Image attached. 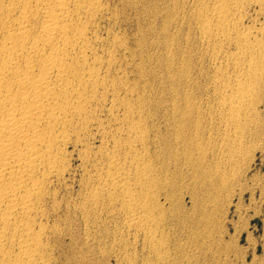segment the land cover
<instances>
[{"label": "bare ground", "instance_id": "bare-ground-1", "mask_svg": "<svg viewBox=\"0 0 264 264\" xmlns=\"http://www.w3.org/2000/svg\"><path fill=\"white\" fill-rule=\"evenodd\" d=\"M189 1L187 6L184 2L174 3L176 4L174 9L177 10L175 13L180 15L174 21L169 16V19L173 21L171 24L179 28L173 26L177 31L173 30L178 32V30L186 29L185 37L179 38V42L187 46L192 42V45L189 47V52L178 45L175 46L176 52H182L187 56L188 60L184 66L178 69L172 65H166L171 81L174 78L182 80L183 105L177 109L173 101L178 96L173 89L172 93L175 97L171 99L173 102L171 122L165 124L168 126L166 133L160 137L159 128L155 127L158 124L154 125V122L149 121L151 115L148 100L150 98L149 94L146 95L147 88H136L135 84L134 86L129 84V81V83L125 82L126 79H120V71L118 74L117 69L116 72L114 71L113 65L120 60L117 59L118 50L116 49L122 47L121 38L115 37L114 32H111L113 35L109 32L106 37L110 40L102 45L103 37H100L101 34L98 31L101 24L98 21L102 18L103 12L107 15V11H104L106 3L104 5L102 0H0V264L54 263L55 239L57 240L63 231L59 232L56 227L58 223H53L56 226L53 224L50 226L47 224L49 221L44 222L49 209L46 205L51 203L54 207L57 199V197L55 199V192L59 186L56 190L52 188V185L63 183L61 181L64 180L65 174L70 171L71 162L69 161L74 151H77V157L83 165L79 167L80 170L85 168V163H90L91 166L90 170H87L89 166L82 171L80 183L84 191H80L82 196L80 193L77 196L81 198L80 205L75 204L79 205L80 209H84L81 210L82 218L87 221L91 219L90 217L96 219L100 214H107L114 218L120 216L121 226L127 232L128 238L131 235L134 237H131L133 241L140 239L148 248L150 255L154 254L161 264L166 262L173 249L169 250L167 245L163 248V244L171 239L166 236L165 228L177 215H174L175 212H171L172 209L169 208L172 200L171 191L174 186L176 188L178 180L176 172L182 169L180 168L182 160L186 168L190 170L199 161L193 158L189 147L199 136V132L186 133L184 129L191 122L193 124L191 121L195 112L193 100L198 98L196 101L200 100L201 103L206 96L208 102L210 99H212L211 103L216 102L217 111L228 120H222L223 126L233 131L232 143H235L234 139L240 137L239 132L245 129L244 116L254 109V95L259 90L263 70L261 62L264 58L262 51L264 49V0ZM107 6L105 10H108ZM112 12L111 17L116 13L114 11L110 13ZM108 17L106 20L109 21ZM115 18L114 15V20L117 22L118 19ZM116 29L118 30V27ZM169 36L166 40L162 38L168 48L178 39L173 38L174 34L170 38ZM175 36L178 37L177 33ZM168 53L170 52H167V55ZM140 54L142 55V52ZM193 55L198 63L196 68L189 65ZM133 57L134 54L132 58H129L133 59ZM181 58L179 60H182ZM198 109L197 107L196 110ZM102 114L111 121L110 124L107 121L104 124L103 118H100ZM93 128L96 140L99 138L97 150H93V147L88 144L89 138L87 139L88 136L91 137ZM167 143L174 146V149L177 145L181 147L176 150H167L162 147V144ZM231 145L225 146L231 147ZM234 146L236 148L239 145H232L233 148ZM197 168L196 166L194 171H191L192 178L196 175ZM214 170H217V167L212 171L215 172ZM70 177L73 178V176ZM202 181H199V184H202ZM196 182L191 183L189 187L193 188ZM182 184L184 185L183 182ZM66 185L64 188L68 189L70 185H67L68 187ZM58 191L61 192V190ZM202 191H199L200 194L203 193ZM174 206L175 204L172 208ZM53 207L50 208L53 210ZM197 209L200 208L197 207ZM192 210L189 211L192 212ZM49 217L46 220H49ZM67 218L64 221L68 220ZM83 224L87 225L84 222ZM123 227L120 231L124 230ZM116 232L119 233L117 230ZM67 236L69 235H66V238ZM84 238L83 242H85ZM124 238L126 239V236ZM96 246L93 247L96 248ZM175 256L172 258H176ZM65 258L67 261L70 260L67 256ZM74 260L76 261L75 257ZM142 261L141 264H152L146 260L143 263ZM177 262L181 264L178 260ZM177 262L175 264H178ZM171 263L174 264L170 261L169 264Z\"/></svg>", "mask_w": 264, "mask_h": 264}, {"label": "rangeland", "instance_id": "rangeland-1", "mask_svg": "<svg viewBox=\"0 0 264 264\" xmlns=\"http://www.w3.org/2000/svg\"><path fill=\"white\" fill-rule=\"evenodd\" d=\"M106 1L107 0H102L104 5L105 3H106V6L108 5L107 6L108 10H105L106 6H104L105 7L104 11H107V15H106V12L105 13L103 12L102 18H100L99 19L100 21H98V23L101 24V25L99 24L101 27L100 29L98 27V31L100 32L99 34H101L100 37L101 36L103 37V38L101 37L102 45H105L108 42V40H110L109 37H106L107 34H109V32L110 34L114 32L113 34H115V37L118 36L119 39L121 38L120 41L122 42V47L120 46V49H116V51L117 50L119 51V52L118 51L116 52L117 59H120V60L115 62V64L113 65L115 70L114 69L113 70L116 72V69H117V72H116L117 74L120 71L119 72L120 79H126L124 80L125 82L127 83L130 82L129 84H133V85L135 84L136 88H139V89L147 88L145 91L147 93L146 95L149 94L148 97L150 98L148 100V106L150 105L149 106V112L151 115L150 117L151 118L153 117L152 119L149 118V121L154 122L153 123L154 125L158 124L157 125L158 127L157 126L155 127L157 129L159 128L158 134L160 137H162V135L166 133V128L168 127L167 125L165 126V124H168V123L170 124L171 122V117H170L171 109H172L171 104L175 102L177 109H179V106L183 105V102L181 101L182 100L181 98L182 88H183L181 84L182 80L179 78H174L173 81H171L170 73L166 71V65L168 66L169 64V66L172 65L174 66V68L177 67L178 69L181 68L182 65L184 66V64L187 63L186 60H188L187 56L186 54L182 52L180 53L176 52L175 46L178 45L181 47V49H185L186 51L189 52L190 51L189 47L192 45V42H190L188 46L185 45L184 43L179 42V38L181 39L183 36L185 37L184 33L186 32V29H182L181 30L182 32L180 30L176 32L177 30L175 28H178V27H175L173 24H171L177 18V16L179 17L180 15V14L176 15L177 10L175 11L174 6L179 2L180 4H182L181 2H184L185 6H187L190 3V1L189 0L188 2L186 0H185L186 2L183 0H177L178 2H175L176 0L174 1L173 0H167V1L163 0L165 2H162L161 0H160L161 2L159 0H120V1L119 0H114V1L108 0L107 2ZM174 3L176 4L174 5ZM167 4L169 6H167ZM110 8L111 9L113 8V9L109 10ZM109 11L110 12L114 11V13L115 12L117 13V14L115 13L114 15L116 16L115 19L116 20L118 19L117 20V22L119 21L118 23L115 22L114 15L113 17H111L113 12L110 13ZM171 13L173 14L171 15ZM174 13H175V16H174ZM169 16H170V19L172 17L173 21L169 19ZM107 17L108 19H110L109 21L106 20ZM166 20H168V22ZM112 22L114 24H112ZM163 24L165 26H163ZM104 25L107 27L106 29L104 28L105 27ZM102 26L104 29L102 28ZM117 27H118V30L116 29ZM161 27L165 30H163ZM173 29H175L176 31ZM172 30L174 32H172ZM102 31L103 33H101ZM162 31H164V33ZM165 32H166V36H165ZM175 32L177 33L178 37L175 36L176 35ZM173 34H174L173 38L175 40L176 38L178 39L176 41H174L173 39L174 42L173 44H170V47L171 46L172 47L171 48L169 47L171 49L169 50V48L166 47L164 43H165V40L168 39L167 37L169 36L170 38L172 37ZM104 36L108 39L104 38ZM163 37L165 40L162 39ZM104 39L105 41H103ZM141 40L144 42H142ZM175 42H178L179 44L178 43L175 44ZM125 45L126 47H124ZM163 45L165 46L163 47ZM123 48H125L126 50ZM145 48L146 49L148 48V49L146 50ZM163 48H165V50ZM140 50H143V51H140ZM172 51L173 52L175 51L174 52L175 55ZM262 51H263V57H264V49ZM129 52H130V56H129ZM141 52H142V55L140 54ZM167 52H170V53H168L167 55ZM133 54H134L133 59H130L129 57L132 58ZM138 54L140 56H138ZM180 58L182 60H179ZM140 59H142L143 61ZM190 61H189V65H191L192 67L196 68L198 66V63L196 62L194 55L192 56V59ZM261 65H263V70H262L261 79L259 83V90L254 95V109L252 111H249V113L244 116V119L246 121V126L244 127L245 129H243L242 132H239L240 137H238L237 139L236 138L234 139L236 140L237 143L233 140L236 144L232 143L233 131L230 128L226 129L225 128L226 126H223L224 125L223 121H228V120L222 117L221 114H219L216 108V102L213 101L214 103H211L212 99H210L209 100L210 102H208L206 100L207 99L206 96L204 97L206 101L202 99L203 102L201 101V103H200V100L196 101L198 98L193 100V103L195 102V105L193 104V108L195 109V112L193 113V116L191 118V121H193V124L191 122L188 125V127H184V129L186 133H190L193 131L199 132L198 133L199 136L196 137L192 141L191 145H189V147L191 148L192 154H193V158L194 159L197 158L199 160L198 163L195 165V167L197 166L198 168L196 170V175L193 176L194 179L191 177V173H192L191 171H194L195 167L192 168V170L186 168L183 160L181 162L182 166L180 167L182 169L179 170L180 173L178 171L177 172L175 171L176 174L178 173V176H177L178 180L176 182V188H174L175 187L174 186L172 188L173 192L171 191L172 200L170 198L171 206L169 208L170 210L172 209L171 212H175L174 215L180 214L179 215L180 217L177 215L174 216L175 218L173 217L174 219L171 220L172 224L170 222L169 224H167V228H165L166 229L165 234L166 232L168 234V235L166 234V236L170 237L171 239H168L166 244H163V248H166L168 246L167 248H169V250L173 249L171 250L172 253L171 251L169 252L171 253V255L169 254L170 256H168V258L166 259V262H165L166 264L167 262L169 264L170 261L175 264L177 260L181 264H264V58L262 59ZM118 68H120V70ZM114 71H112L113 74H116ZM144 84L146 87L144 86ZM173 89L175 91V95L178 97H176L174 101L172 102L171 99L175 97L174 93H172ZM197 102L200 105H198ZM197 107L199 108L198 109L199 111L196 110ZM151 112L153 113V115ZM102 115L100 116V118H103L104 124H106V121L109 122L110 124L111 121H108V119H106L105 114H102ZM194 121L196 122V125ZM94 131L95 129L93 128L90 133L91 137L88 136L87 139L88 138L90 139V140L88 139V144L91 147H93V150H97L96 147H98L99 138L98 140H96L97 138H96V135H94L95 133ZM170 132H171V128H170ZM91 140L92 142L94 140L93 142L94 144L92 142H90L91 144L89 143V141ZM237 140L241 142H238ZM231 144L232 145L238 144L239 146H237L236 148L234 146L233 148ZM225 145H228V146L231 145V147H228ZM162 147H164L167 150H176L177 148L181 147V145L179 146L177 145L176 149H174L175 147L174 146L172 147L170 143L162 144ZM226 148L228 149L226 150ZM230 148L233 150H231ZM73 154L71 156L72 157L71 160L69 161V163L71 162L69 164L70 165L69 170L72 172L68 170L69 173L67 172L64 176V180L61 181L65 184L61 183L62 184L61 185V184L55 183L52 185L53 189L57 190L59 188L58 190H61V192L58 190L57 191L54 190L56 191L55 199L57 197L54 203L55 204L54 207H53V204L51 203H48L46 205V208L47 209L49 208L48 210H50L52 213H50L47 210V212L50 213V215L47 213L48 216L46 219H48L49 216L50 217H49V220L45 219L44 222L46 221L47 223V221H49L47 224H49L50 226H52L51 224L53 223L55 224L58 223V226H60V224L63 223V225L60 226L62 229H60V227L54 224L53 226H56L59 229V232L60 231L66 232V233L62 232L63 234L60 232L61 234H60V237H58L57 239L58 241L56 239H55L56 242L54 241L55 242L54 250L56 252L55 251L53 252L54 254L53 262L55 264L57 263L62 264V262L63 264H70L71 262H72L71 264L73 263L74 264L76 263L77 264H141L142 260H143L142 263L145 262L146 260V262H150L152 264L154 263L161 264L160 261L156 259L154 254H151V255L149 254L148 248H146V245H144L140 239L138 240L137 238L136 240L133 241V239L131 238L133 236L131 235H129V238H128L127 232L125 231L124 227L121 226L122 223L120 222L121 221L120 216H115L114 218L112 216L110 217V215L107 216V214H100L96 217V219H94L95 217H90L91 219L90 218L89 219L91 221L87 220L89 222H87L86 220L82 218L81 210L83 211L84 209L79 208V205H80L79 203L81 201V198H78L77 196H79V193L82 196L81 192L84 191L82 187L83 185L82 183H80L81 182L80 179L82 177L81 175H83L82 171H84L87 167H89L90 163H85L84 165L85 168H82L80 170V168L83 165H81L82 163H80L81 162L80 158L77 157V151H74ZM180 156L182 157V154H180ZM214 160H215V163H214ZM86 164H88V166ZM215 164L216 166H214ZM199 165L201 166V168ZM207 167H209V169H207ZM216 167H217V170H214L215 172H213L212 171L213 168L216 169ZM72 168H74L75 170L73 171ZM90 168L91 166L87 168V170H90ZM78 171H79V174H78ZM74 174L76 178L74 177ZM70 176H73V178ZM190 177L195 182L198 181L196 182L197 184H194L193 188H190L191 187L190 184L194 183L192 179H191L192 182L190 181ZM201 180H203L204 182L202 181V184H199ZM181 181L184 183V185L182 184ZM206 183L207 184L209 183L210 187H209V184L207 185ZM66 184L68 186L70 185L69 186L70 188ZM65 185L68 187V189L64 188ZM62 190H64L65 192ZM191 191L193 192V195ZM199 191L200 192L202 191L203 193L200 194ZM186 192H191V193H186ZM189 195L190 196L192 195V196L189 197ZM74 198H76V200H74ZM56 201L58 203H56ZM178 201H181V202H178ZM68 202L70 203L67 204ZM71 202L72 203L74 202V203L72 204ZM59 203H61L60 206H59ZM76 203L79 205L76 206L77 205ZM172 203L175 204L173 208H172L173 206ZM56 204L58 205L59 208L57 207ZM73 205H75L76 208L75 206L72 207ZM51 206L55 209V210L53 209L54 212L50 208ZM176 207L178 209H176ZM197 207H199L200 209H197ZM74 209L75 210L79 209V210L74 211ZM177 210L179 212L176 213ZM189 210L190 211L192 210V212H190ZM56 213L59 215H57ZM100 217H101V221H100ZM66 218L68 220H65L66 221L65 222L64 219ZM110 218L112 219L110 220ZM189 218L190 220H187ZM53 220L55 222H53ZM83 222L85 224L87 223L86 226L89 229L83 224ZM93 222L99 226H97ZM90 223H92L93 225ZM69 225L72 229H70ZM119 225L121 226V229L119 228L120 227ZM170 225H171V228H170ZM122 227L124 229L123 230L124 234H123V231H120L122 230ZM104 229H105V232L108 231L106 234L104 232ZM84 230L86 232H84ZM110 230H111V233H110ZM116 230L119 231V233L116 232ZM69 233L71 234V236ZM66 235H69V236H67L66 238ZM123 235L126 236V239L124 238ZM172 235H174L175 237ZM62 236L64 237V240ZM112 236H114L115 238L114 237L112 238ZM118 236L120 237L119 239H121L122 241L118 239ZM68 238L70 239V241ZM83 238L85 239V242H83L84 241ZM174 238L176 240H174ZM112 240L114 243L112 242ZM67 241L69 242V244H67L68 243ZM137 241H139L140 243ZM119 242H120V245H119ZM70 243H72L73 245ZM80 243L82 246L81 245L79 246ZM62 244H64L66 248ZM113 244H115V246ZM142 244L145 247H143ZM95 245H97L96 248L97 247L99 248L97 249L94 248L93 246ZM173 245H175L176 247H174ZM56 246L58 247L57 248L58 250L56 249ZM88 246H90V248ZM101 247L102 249L103 248L104 249L102 250ZM62 249L65 252H63ZM98 250L99 251L102 250V251L99 252ZM174 253L176 256L172 255ZM56 256H58L59 258L62 256L64 257L67 256V259L68 260L70 259L71 261L70 260H69L70 262L67 261L66 258L64 259V257L60 259L57 257L58 258L57 259ZM172 256H175L176 258L174 257L172 258ZM74 257L76 258V261L78 260L77 262L74 260ZM170 258L173 259L175 262L172 261ZM59 260L62 262H60ZM64 260H66V262L68 263H66Z\"/></svg>", "mask_w": 264, "mask_h": 264}]
</instances>
